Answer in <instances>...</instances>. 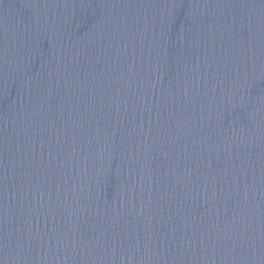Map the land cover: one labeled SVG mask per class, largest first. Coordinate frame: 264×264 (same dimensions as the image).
Masks as SVG:
<instances>
[{"label": "water", "instance_id": "1", "mask_svg": "<svg viewBox=\"0 0 264 264\" xmlns=\"http://www.w3.org/2000/svg\"><path fill=\"white\" fill-rule=\"evenodd\" d=\"M0 264H264V0H0Z\"/></svg>", "mask_w": 264, "mask_h": 264}]
</instances>
